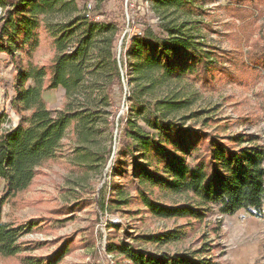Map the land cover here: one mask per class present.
<instances>
[{"label": "trees", "instance_id": "1", "mask_svg": "<svg viewBox=\"0 0 264 264\" xmlns=\"http://www.w3.org/2000/svg\"><path fill=\"white\" fill-rule=\"evenodd\" d=\"M76 1L0 0V54H8L15 66L11 106L19 115L18 123L8 127H3L5 114L0 116V178L5 183L0 206L27 190L40 167L62 154L71 128L78 142L94 146L79 153V163L83 159L109 162L113 149L101 146L103 127L109 122L107 108L118 105L126 79L130 105L120 118V148L112 171L123 172L122 155H127L133 162L136 198L148 212L159 219L187 221L163 232L141 234L138 241L159 248L177 245L215 209L220 215L260 211L264 142L249 133L222 137L208 131L204 126L216 122L215 118L206 109H192L197 99L193 82H211L212 70L218 66L195 36V0H151L158 32L146 21L140 22L143 18L136 13L143 27L124 42L125 75L117 53L130 22L124 8L108 9L109 0H100L103 20L91 7L80 16L69 14L68 20H59L62 11L77 10ZM42 24L53 38L55 54L48 63L30 60L24 66L17 52L32 56ZM59 87L65 90L66 102L53 111L43 93ZM117 187L113 181L109 193L98 199L102 210L112 211L125 202ZM155 189L163 200L155 196ZM37 226L35 220L20 224L0 220V255L18 256L22 264H59L71 250L69 241L49 257L33 255L41 244L23 239ZM221 226L211 227L198 246L154 251L112 241L107 250L128 264H219L216 249L221 247L217 242Z\"/></svg>", "mask_w": 264, "mask_h": 264}, {"label": "rangeland", "instance_id": "2", "mask_svg": "<svg viewBox=\"0 0 264 264\" xmlns=\"http://www.w3.org/2000/svg\"><path fill=\"white\" fill-rule=\"evenodd\" d=\"M75 5L77 10H64L57 18L68 20L66 16L69 14L74 18L91 7L92 13L100 14L99 18L104 19L100 0H77ZM151 6V0H109L108 9L117 11L123 7L127 20H130L117 50L124 75V42L143 27L137 23L136 13L143 18L140 22L146 21L155 31H160L158 17ZM195 6L197 15L192 18L197 22L195 36L218 66L212 70L211 82L204 85L201 81L193 82L191 89L197 92V99L192 109H206L215 118L216 122L204 126L208 131L222 137L249 133L259 136L264 142V0H195ZM2 13L0 6V16ZM17 53L24 66L30 60L39 64L51 61L55 54L53 38L44 24L40 26L39 45L32 56L25 52ZM14 74L12 58L1 53L0 116H6L3 127L14 126L19 121V115L11 106L15 94ZM119 93L118 105L107 108L109 122L103 127L101 146L113 149L109 162L104 165L102 159L95 162L83 159L86 161L79 163V153L94 150V146L78 142L74 128H71L63 140L62 154L40 167L27 190L0 206V220L14 224L37 221L36 229L23 239L41 244L32 251L36 256L49 257L68 240L71 250L59 264H128L120 255L107 250L109 242L126 241L154 251H174L200 245L203 234L217 224H222L221 237L217 239L221 247L216 249L219 264H264V205L260 211L243 209L234 215H220L215 209L206 222L177 245L159 248L136 239L141 234L163 232L187 221L159 219L148 212L136 198L133 162L127 155H122L123 172L112 171L115 153L120 148V118L128 112L130 105V85L126 79L123 91ZM43 96L53 111L63 108L66 102L62 87L47 90ZM139 124L143 125L140 120ZM113 181L125 202L112 211H105L97 201L109 193ZM4 186V180L0 178V198ZM154 194L162 198L158 189ZM115 224L120 227H114ZM209 236L214 238V235ZM0 264L22 263L18 256L0 255Z\"/></svg>", "mask_w": 264, "mask_h": 264}]
</instances>
